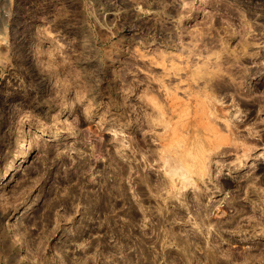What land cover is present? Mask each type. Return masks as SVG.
I'll use <instances>...</instances> for the list:
<instances>
[{
    "label": "rangeland",
    "instance_id": "obj_1",
    "mask_svg": "<svg viewBox=\"0 0 264 264\" xmlns=\"http://www.w3.org/2000/svg\"><path fill=\"white\" fill-rule=\"evenodd\" d=\"M4 173L0 264H264V0H0Z\"/></svg>",
    "mask_w": 264,
    "mask_h": 264
},
{
    "label": "bare ground",
    "instance_id": "obj_2",
    "mask_svg": "<svg viewBox=\"0 0 264 264\" xmlns=\"http://www.w3.org/2000/svg\"><path fill=\"white\" fill-rule=\"evenodd\" d=\"M154 112V111H153ZM157 113V111H156ZM164 113V112H163ZM169 113V112H168ZM150 117V116H149ZM156 117V116H155ZM152 118V117H151ZM149 119V118H148ZM155 119V118H154ZM149 123V122H148ZM40 134H44V132H40ZM28 140L26 139H22L19 140V142L17 143V145L14 147V151L17 153V155L19 157H24L26 154V150L28 148ZM175 143V142H174ZM165 148V147H164ZM173 146L171 147V149H165V151L162 153L161 152V157L163 158V160L165 162H168V165L166 167L167 172L172 176L173 174H176L177 176H179L181 178V181L183 182L182 184H186L184 182H191V184L194 185V181L190 180L191 178L188 176V174L186 173V171L183 169L182 164L179 159V157H176L172 151ZM175 148V147H174ZM173 152V153H170ZM159 155V154H158ZM158 161V160H157ZM176 162V163H175ZM169 167V168H168ZM14 168V167H13ZM178 169H182L181 171L177 172ZM184 170V171H183ZM167 174V173H166ZM169 175V176H170ZM6 173H4L2 176H0V183L4 182L6 179ZM179 178V179H180ZM187 180V181H186ZM188 182V183H189Z\"/></svg>",
    "mask_w": 264,
    "mask_h": 264
}]
</instances>
